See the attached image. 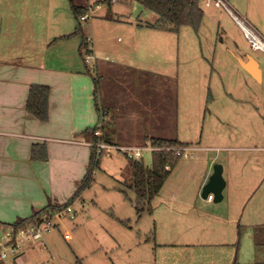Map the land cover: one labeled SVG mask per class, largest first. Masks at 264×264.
<instances>
[{
	"label": "crops",
	"instance_id": "0c3cea01",
	"mask_svg": "<svg viewBox=\"0 0 264 264\" xmlns=\"http://www.w3.org/2000/svg\"><path fill=\"white\" fill-rule=\"evenodd\" d=\"M224 2L250 44L246 47L236 39L226 44L232 58L227 68L240 77L239 85L224 83L229 100L241 105L240 136L215 148L224 155L210 157L206 154L213 148L202 146L204 140L189 143L198 147L197 160H180L157 195L164 210L176 215V222L167 226L162 238L157 232L154 235L156 264H264V48L253 46L241 25L245 23L264 40V0ZM97 3L86 0L82 5L95 8ZM108 14L95 22L93 15L84 24L73 13L71 0H0V223L30 217L49 201L67 202L79 189L92 156L86 131L101 122L106 135L120 145H144L151 136L179 139L177 132L169 135L165 130L169 105L161 97L151 103V89L141 78L148 72L142 63L146 46L155 40L170 49L172 39L162 34L180 30L153 29L148 26L153 22L146 20L121 23L126 32L123 55L110 65L104 51L112 49L93 44L97 58L95 69L88 72L89 64L80 54L81 35L66 36L80 25L85 35L93 37L98 20L120 23L113 13L114 18L107 19ZM115 65L137 71H125L124 76L114 71L111 82L105 75ZM32 84L50 88L46 121L27 110ZM35 145L47 148L46 160L32 157ZM111 163L112 157L106 155L98 169L107 171ZM216 163L222 165L226 182L221 201L202 196ZM121 186L116 187L120 192ZM156 211L153 207L145 215L154 216ZM7 228L0 224V234ZM152 238L149 235L145 241ZM46 244L45 239L36 241L18 257L0 259V264H34Z\"/></svg>",
	"mask_w": 264,
	"mask_h": 264
},
{
	"label": "rangeland",
	"instance_id": "374dc122",
	"mask_svg": "<svg viewBox=\"0 0 264 264\" xmlns=\"http://www.w3.org/2000/svg\"><path fill=\"white\" fill-rule=\"evenodd\" d=\"M84 1L75 0L77 4ZM202 2L205 15L198 32L190 26H183L179 33L162 34L172 39L174 47L172 42L169 49V45L160 46L155 40L149 47L146 46V59L142 63L148 72L141 81H145L151 89V103L161 97L169 105L167 134L177 132L179 139L186 143L204 140L202 146L213 148L206 154L210 157L214 153L224 155L223 151H216L215 148L228 145V139L240 136L241 105L229 100L224 86V83L239 85L240 77L227 68V61L232 58L226 44L235 39L249 48L250 44L224 5L218 8L214 1L210 5L205 0ZM97 4L100 6L95 7L94 22L109 12L115 19H120V23L98 20L94 36L90 35L96 47L112 49V52L108 49L104 51V56H108V63L114 65L112 62H116V56H122L124 51L126 32L121 23L145 20L154 23L158 15L144 9L136 0L133 3L117 0L111 6L106 0H98ZM140 10L143 12L139 13ZM107 27L112 29L106 30ZM90 64L95 67V61ZM108 71L106 78L114 82L111 77L114 71L115 75L124 76L125 71L132 74L137 70L135 67L115 65ZM103 106L108 108L105 102ZM109 157H112L113 167H108L107 171L97 168L94 181L83 192L82 198L73 203L72 211L63 212L54 219V226L44 235L46 250L35 257L34 264H156L157 240H154V235L157 232L162 238L167 226L175 225L176 215L164 210L159 203L161 198L157 196L153 201L156 214L145 215L138 220L131 202L135 197L134 191L119 183L131 184L130 163L122 154L114 153ZM195 158L197 160L198 153L181 161L193 162ZM143 160L151 166L152 153L145 151ZM122 163H126L125 167L120 166ZM117 186L126 191L127 197L116 189ZM125 220L127 224L123 223ZM149 235L153 238L146 242Z\"/></svg>",
	"mask_w": 264,
	"mask_h": 264
},
{
	"label": "trees",
	"instance_id": "16d2710c",
	"mask_svg": "<svg viewBox=\"0 0 264 264\" xmlns=\"http://www.w3.org/2000/svg\"><path fill=\"white\" fill-rule=\"evenodd\" d=\"M131 2L132 0H126ZM138 3L147 10H151L158 15V18L154 23L148 26L153 29L162 31L178 32L183 26H190L196 32L199 30L203 17L204 10L202 8L203 0H136ZM109 6L112 4V0H106ZM71 7L73 13L77 18L85 14L89 10L88 5L77 4L75 0H71ZM107 19L112 20L114 17L111 12L106 16ZM81 35L80 54L85 61V55L91 51L88 49V42L86 40L82 26H78L77 29L66 37H72ZM65 37V38H66ZM88 72L90 68L87 66ZM98 89H95V97H98ZM176 91V90H175ZM49 94L50 88L43 84H32L29 91L27 100V110L37 117L41 121H46L49 118ZM96 109L101 116L102 109L99 104L96 103ZM105 125L103 122L88 129L86 132L90 134L91 140L96 142L100 139L107 142H113L108 135L104 132ZM100 130L101 135H96V131ZM103 131V132H102ZM150 144L155 147H178L191 145L189 143L181 142L176 136L172 137H160L151 136ZM48 156L47 148L44 145H35L32 151V157L39 160H46ZM181 157L176 156L174 151L171 150H156L152 152V164L147 166L143 160L129 159V163L132 170V182L130 185L125 186L134 191L135 197L131 200L137 217L141 218L145 214H151L153 212V200L159 194L161 188L167 181L171 174V171L181 160ZM101 160H97L95 157V149L92 147V156L90 159L89 167L86 175L81 181L79 189L75 194L65 203H57L49 201L48 204L39 210H34L30 217L19 218L13 223H0L3 229L14 225L16 227L27 224L28 222L38 220L43 214H53L57 210H62L70 206L74 199L79 197L83 191H85L90 184L94 181V173L97 168L100 167ZM127 197L126 191L120 189ZM53 212V213H52ZM52 216V215H51ZM127 224L128 221H123ZM240 241V234L237 241V248ZM238 256V249L235 260Z\"/></svg>",
	"mask_w": 264,
	"mask_h": 264
},
{
	"label": "built area",
	"instance_id": "2783aa9c",
	"mask_svg": "<svg viewBox=\"0 0 264 264\" xmlns=\"http://www.w3.org/2000/svg\"><path fill=\"white\" fill-rule=\"evenodd\" d=\"M112 1L115 2L117 0ZM213 1L214 5L216 6L225 5L224 0H205V3L207 5H210ZM99 6V4L95 5L96 8H98ZM94 10L95 8L90 7L85 14L79 17V22L89 21L93 17ZM250 29L256 34V32L252 28ZM245 33L249 38L248 33L246 31ZM249 39L252 45L255 46L254 41L251 38ZM86 40L88 42V49L91 52L85 55V62L89 64L88 67L90 69H94L95 67L90 63L94 62L97 56L93 52L94 45L92 37L90 35H87ZM261 40L264 42L262 38ZM101 134L102 133L100 130L96 131V135ZM90 145L93 146L95 149V157L97 160H101L104 156L113 153L122 154L127 160H143L145 151H149L152 153L153 151L161 149L174 151L176 156L181 158H193L195 157L196 152L198 150V147L195 145L178 147H155L151 145L150 142H148L144 145L128 146L107 142L102 139L96 142L92 141ZM208 198L213 199L214 195L209 194ZM71 211L72 208L68 206L62 210L55 211L53 214H51L52 216L45 213L38 220L28 222L25 225L19 227H16L14 225L9 226L0 235V259L16 258L21 255L28 245L44 239L45 233H47L51 229V227L54 226L55 218L61 216L63 212L70 213Z\"/></svg>",
	"mask_w": 264,
	"mask_h": 264
},
{
	"label": "water",
	"instance_id": "95a60500",
	"mask_svg": "<svg viewBox=\"0 0 264 264\" xmlns=\"http://www.w3.org/2000/svg\"><path fill=\"white\" fill-rule=\"evenodd\" d=\"M225 179L223 177V167L220 164L214 166V172L210 177L208 183L204 186L202 191L203 197H208L209 194L214 195L215 201H221L223 198V189L225 187Z\"/></svg>",
	"mask_w": 264,
	"mask_h": 264
},
{
	"label": "bare ground",
	"instance_id": "6f19581e",
	"mask_svg": "<svg viewBox=\"0 0 264 264\" xmlns=\"http://www.w3.org/2000/svg\"><path fill=\"white\" fill-rule=\"evenodd\" d=\"M241 25L248 33L249 38H251L254 41L255 46L264 48V42L261 40V38L257 34H255L245 23L241 22Z\"/></svg>",
	"mask_w": 264,
	"mask_h": 264
}]
</instances>
